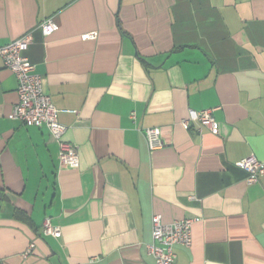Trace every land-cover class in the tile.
Returning a JSON list of instances; mask_svg holds the SVG:
<instances>
[{"label":"crops","instance_id":"crops-1","mask_svg":"<svg viewBox=\"0 0 264 264\" xmlns=\"http://www.w3.org/2000/svg\"><path fill=\"white\" fill-rule=\"evenodd\" d=\"M27 33L80 166L13 118L18 80L0 59V264H154L156 214L201 219L178 264H264V178L236 165L264 162V0H0V46ZM191 109H214L219 133L184 129Z\"/></svg>","mask_w":264,"mask_h":264},{"label":"built area","instance_id":"built-area-1","mask_svg":"<svg viewBox=\"0 0 264 264\" xmlns=\"http://www.w3.org/2000/svg\"><path fill=\"white\" fill-rule=\"evenodd\" d=\"M45 36L59 30V25L53 18H48L38 26ZM33 41L32 33H27L21 38L6 45L0 46V59L4 67L11 70L18 80V103L13 112V118L21 121L26 126L46 127L51 135L60 144L59 160L61 166H80L79 148L63 140L67 130L59 121V110L52 102V98L44 90L43 77L36 72V67L30 61L27 51ZM135 113L131 118L135 119ZM196 123L198 131L207 128L212 134L219 133V122L214 116V109L201 111L189 110L188 117L181 121L184 129L188 130ZM145 136L150 150H158L165 146L160 128L140 129ZM245 170L249 176V183L258 182L264 178V162L255 156H250L236 164ZM201 219L198 217L184 218L171 223H165L162 216L156 214L152 218V242L148 244V252L153 256L154 264H178L176 246L190 248L193 243V225ZM45 235L61 236L59 227H55L50 218L43 223ZM36 248L31 243L23 254L27 258Z\"/></svg>","mask_w":264,"mask_h":264}]
</instances>
